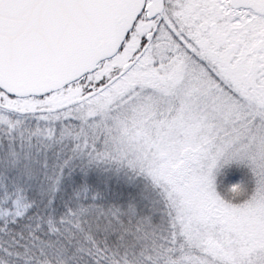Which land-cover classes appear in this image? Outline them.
<instances>
[{
  "label": "snow or ice",
  "instance_id": "6c2138e0",
  "mask_svg": "<svg viewBox=\"0 0 264 264\" xmlns=\"http://www.w3.org/2000/svg\"><path fill=\"white\" fill-rule=\"evenodd\" d=\"M0 264H264V0H0Z\"/></svg>",
  "mask_w": 264,
  "mask_h": 264
}]
</instances>
